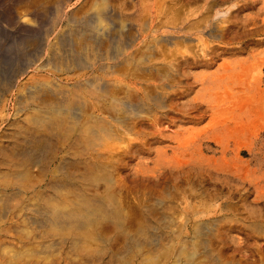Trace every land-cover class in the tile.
Returning <instances> with one entry per match:
<instances>
[{
	"label": "rangeland",
	"instance_id": "374dc122",
	"mask_svg": "<svg viewBox=\"0 0 264 264\" xmlns=\"http://www.w3.org/2000/svg\"><path fill=\"white\" fill-rule=\"evenodd\" d=\"M0 36L5 46L28 40L41 57L62 39L129 56L132 102L149 111L134 120L137 151L118 169L130 204L162 191L154 217L176 230L191 221L173 245L204 239L229 263L264 264V0H0Z\"/></svg>",
	"mask_w": 264,
	"mask_h": 264
},
{
	"label": "bare ground",
	"instance_id": "6f19581e",
	"mask_svg": "<svg viewBox=\"0 0 264 264\" xmlns=\"http://www.w3.org/2000/svg\"><path fill=\"white\" fill-rule=\"evenodd\" d=\"M26 41L0 43V264H135L139 257L137 264H239L204 239L173 245L191 221L185 215L176 230L171 219L154 217L162 191L145 190L130 204L118 169L137 151L134 120L149 111L132 102L129 56L119 49L106 58L62 39L41 57L42 48Z\"/></svg>",
	"mask_w": 264,
	"mask_h": 264
}]
</instances>
